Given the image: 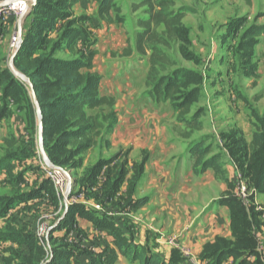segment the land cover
I'll use <instances>...</instances> for the list:
<instances>
[{
    "label": "rangeland",
    "instance_id": "374dc122",
    "mask_svg": "<svg viewBox=\"0 0 264 264\" xmlns=\"http://www.w3.org/2000/svg\"><path fill=\"white\" fill-rule=\"evenodd\" d=\"M12 1L0 0V9ZM30 1L32 5L37 2ZM48 2L56 4L59 0ZM175 2V7L171 6L168 10L185 9L182 26L188 30V34L168 37L162 28L158 30L166 41L158 48L168 58L166 64L159 67L158 76L173 74L181 68L196 71L202 76L200 93L192 111L195 113L201 110L200 120L204 129L209 128L210 135H200L203 128L191 134L186 124L178 121L177 113L170 102L157 104L148 93L151 53L141 55L135 43L137 34L141 32L138 22L146 18V15L143 9H137L139 0H115V8L119 11L112 12L113 22L110 24H117L119 30L111 37L112 42L108 38H103V42L100 39L97 46L100 47L99 58L97 56V61H93L92 70L97 73L94 70L96 65L105 70L106 76L97 73L101 77L100 88L102 82L107 86L106 90L102 87L100 93L102 97L115 100L114 113L118 118L115 130L111 136L101 140L96 148L84 155H75L62 166L54 164L44 148L53 166L66 170L74 180L71 193L65 201L59 198L56 189L43 175V167L50 165L46 164L38 141L39 122L34 111L31 87L13 73L15 70L28 77L16 68L13 59L24 44L19 43L16 24L31 21L32 25V13L26 20L21 21L10 15L0 16V25L6 22V25L14 27L13 34L7 29L4 34H0V75L9 72L22 84L20 89L12 90L14 93L8 95L5 94V85L0 86V109H7L0 119V203L3 204L0 207V264H91L96 258L103 260L105 264H139L132 263L129 257L119 253L120 245L139 248L143 254H156L167 264L216 263L212 260V250L218 247L219 237L207 235L210 221H205V217L201 215L194 217L201 214V208H196L194 212L192 210L194 216L188 217V220L183 211L178 212V221L173 219L172 214L175 212H170L173 218L169 217V213L162 217L155 216L153 195L145 196L142 192V169L148 159V149H144V144L154 141L155 148L160 150L161 142L165 138L174 139V142L180 138L192 141L197 136V141L211 137L218 140L221 132L223 136L229 133L226 130L219 131L223 122L228 121L226 117L220 119L216 116L223 106L221 100L223 107H227L226 110L230 107L239 112L245 110L251 115V122L254 124H257L256 118L264 119V34L260 37L255 53L249 51L250 39L246 41L243 38L252 28L264 33V0H250L249 3L245 0ZM68 12V18L57 20L55 33H46L41 47L37 50L38 55L49 54L55 48V55L60 59L80 57L83 50L87 55L92 50V42L87 32L90 27L87 26L91 25L96 30L102 28V25H98L99 21L109 24L100 17L96 23L87 17L76 18L71 10ZM120 24L122 28L119 27ZM85 30L86 42L83 40L84 36L82 38L83 33L79 35L82 39L78 36L72 37V40L65 37V33L71 34L75 31L78 34ZM123 32L130 36L128 44L125 42L127 39H121L122 35L118 37ZM15 40L17 46L13 48ZM127 45L131 48L130 55L124 54ZM72 49L68 54L67 51ZM123 59H127L125 65L121 62ZM111 63L115 66L112 67ZM255 68L262 74L249 77ZM15 86L17 88L18 85ZM115 86L118 89L115 94L121 96L119 100L104 95L109 91L114 92ZM130 92L135 93L133 98ZM146 103H150L149 116L143 114ZM128 106L135 107L134 115L125 114ZM121 118L124 121H120ZM129 120L131 121L126 125ZM214 143L212 141L213 145ZM185 147L182 144L180 148L184 150ZM225 147L226 152L229 150L231 153L229 147ZM214 149L224 156L221 146ZM243 175L242 172V179L245 180ZM247 182L245 187L252 190ZM228 186L232 190L229 195L238 196L235 183ZM72 196L76 201L81 198L84 202L90 200L93 206L86 207L82 201V205H77L71 201ZM245 203L240 202V205ZM73 206L86 210L97 219V223L93 222L77 212V217L90 223L89 232L80 230L82 228L78 219L72 220ZM211 206L212 204L203 210L204 215ZM79 208L74 210L80 211ZM232 218L235 236L239 234L245 240L238 237L237 241H240L235 244L236 249L251 245L252 237L256 243L264 241L262 235L256 238L257 233L250 231L251 221L248 215L245 216L246 221L243 216L242 219L236 216V212ZM203 222L205 225L201 224ZM252 222L255 223L253 220ZM43 224L46 225L48 234L46 239L41 240L38 230ZM226 245L228 244L221 243L219 247L226 249ZM260 250L262 254L260 256L257 253V259L255 252H230L235 255L239 264H264V246ZM222 263L223 260L219 262Z\"/></svg>",
    "mask_w": 264,
    "mask_h": 264
},
{
    "label": "trees",
    "instance_id": "16d2710c",
    "mask_svg": "<svg viewBox=\"0 0 264 264\" xmlns=\"http://www.w3.org/2000/svg\"><path fill=\"white\" fill-rule=\"evenodd\" d=\"M97 1L99 17L109 24L112 23V12L116 10L115 0ZM245 1L250 2V0ZM77 2L78 0H59L55 4L48 0H37V6L31 12L32 25L15 58L16 68L30 78L41 108L46 153L51 161L59 166L67 163L75 155H84L96 148L101 140L113 134L118 123V118L114 113L115 100L101 96V77L92 72L95 54L92 50L87 55L82 52V56L70 60L57 58L54 52L56 48L49 54H37V50L44 40L45 32L47 30L48 33L55 31L57 20L68 18L69 8ZM175 4V0H139L137 9H143L146 18L138 22L141 32L137 34L135 43L136 49L141 55L151 53V72L147 82V86L150 88L148 93L157 104L170 102L177 113L178 121L185 123L190 129V133L193 134L203 128L200 120L201 110L195 113L192 111L193 105L198 100L202 76L196 71L182 68L173 74L158 76L159 67L168 61L167 56L158 48L159 45L166 43L158 30L162 28L168 37L188 34V30L182 26L185 9L168 10L171 6L175 7ZM76 33L75 31L71 34L65 33V37L72 40L74 39L72 37L78 36L82 39L84 36L83 40L85 39L86 42V32ZM81 33H83L82 38L79 36ZM263 34L262 30L252 28L243 35V38L246 41L250 39L248 46L253 49L259 42L258 38ZM125 50L124 54L132 53L131 48ZM4 76L7 78L4 79ZM3 84L6 95L13 94L12 90L22 87V84L17 82L9 72L0 75V86ZM15 84L18 85L17 88ZM6 111V107L0 109V119L3 118ZM256 121L257 124L253 123L256 131L252 147L248 149L240 146L239 143L234 144L231 148V157L239 170L243 172L250 188L264 193V119L256 118ZM190 155L196 175L213 170L217 179H226L227 172L222 154L215 153L213 145L208 144L205 138L199 139L191 146ZM94 173L95 171L92 175ZM46 180L51 183L48 179ZM231 204L234 216L236 212V216L241 219L243 216V220L246 221L247 213L242 209V206L240 210L239 202L235 199ZM2 206L3 204L0 203L1 208ZM75 208L79 207L71 208L72 220L76 219L77 212H80L78 214L81 217L97 223L95 216H90L91 214L82 208H79L80 211H75ZM252 217L253 220L256 219L255 215ZM237 236L239 237V234ZM116 240L118 241V238ZM224 247L226 249L221 247L213 249L212 256H217V260L221 261L234 255L230 252L231 250H237L235 247L230 249V244ZM118 250L124 257H129L132 263L167 264L160 256L150 252L143 254L139 248L120 245ZM96 259L91 264H105L103 260Z\"/></svg>",
    "mask_w": 264,
    "mask_h": 264
},
{
    "label": "crops",
    "instance_id": "0c3cea01",
    "mask_svg": "<svg viewBox=\"0 0 264 264\" xmlns=\"http://www.w3.org/2000/svg\"><path fill=\"white\" fill-rule=\"evenodd\" d=\"M34 8L37 6V2L34 3ZM32 8V10L34 9ZM72 12L76 14V18H88L90 20H93L94 22L99 21V4L97 0H78L77 3L73 4L69 8ZM32 18V17H31ZM5 19V18H4ZM31 22V21H30ZM28 21V23H24L22 26L20 23H17V29L18 33L20 32V29L22 28V42L25 41L27 33L29 28L31 27V24ZM5 23V24H4ZM0 25V34H4L5 29L10 30V34H13L14 27L11 28V25H6V22H4ZM97 23V22H96ZM98 25H102V28L93 29L91 28V25H88L87 27H90L84 32H88V36L91 39L92 42V51L95 53L93 61L100 53V47L97 48L100 39L103 42V38H108V41H113L111 37L116 34V31L119 30L117 27V24H106V23H100ZM122 28L123 26L120 24L119 26ZM56 31V30H55ZM55 31H53L55 33ZM16 32V33H17ZM48 33V30L45 32L44 36ZM52 34V32H51ZM50 35V33H49ZM122 35L121 39L125 38V42L128 44V40L130 39V36L126 35V33L123 32V34H119L118 37ZM110 37V38H109ZM258 44H256L253 49H250L249 51L257 50L259 44H260V38H258ZM96 46V47H94ZM104 46V45H103ZM104 47H107L105 45ZM129 48L130 46H126ZM124 48V47H123ZM72 50H68L67 53L70 54ZM84 51V50H83ZM81 51V52H83ZM251 56V54H250ZM68 60V59H66ZM127 59L121 60L123 62L122 64H126ZM94 64V63H93ZM111 66L114 67L115 64L111 63ZM94 70L101 74L105 75V70L100 66V68L94 66ZM262 73L258 69L256 71V68L254 72L249 77H256L261 75ZM105 88L107 89V86L104 82H102V86L100 88V92ZM119 88H121L119 86ZM110 89V86L108 87ZM115 91L118 92V89L114 88V92H108L104 93V95L111 96L114 98H119L121 96L115 94ZM135 95L134 92H130V96L133 98ZM123 96H127L123 94ZM228 95H226L227 97ZM225 97V96H224ZM121 99V98H120ZM224 99V98H223ZM220 103L223 104L222 100ZM150 103L144 104V110L143 114L145 116H149L148 106ZM119 106V102L117 104ZM221 107L219 112H217L216 116H219L220 119H223L226 117L228 121L226 120L221 125L219 131H228V134L221 135L217 138L211 137L207 138V143L212 144V141L215 142L213 145V148L221 146L224 151L223 156V163L225 164V170L227 172L226 179L220 180L217 179L215 176V172L213 170H208L206 173L201 175H196L193 170V163L192 158L190 155V149L193 144L196 143L199 136H197L196 139H193L192 141L190 139L185 140L180 138L176 142H174V139H167L165 138L163 142H161V148L160 150H157L155 148V142L152 143H146L144 144V149H148V159L146 160L145 164L143 165V175H142V192L145 196L147 195H153L152 205L154 206V209L156 210L155 216L156 217H162L169 213V217L176 219L178 221L180 211H183L188 217L194 216L192 215L196 208H201L202 212L201 214H197L194 217L198 218L200 215L201 217H205V221H210L207 225V235H213L214 237H219L217 239V243H219L218 247L221 243L227 242L230 244V249L235 247V244H239V241H237V237L235 236V233L233 231L234 225H233V210H232V200H235L237 202H246L243 205H240L242 209L247 213L249 216L250 227L252 233H257L255 236L256 238H259V235H262L261 238L264 240V193H259L258 190L252 189L248 190L246 186V181L242 179L241 171L235 164L234 160L231 157V153H229V150L226 152V147H229L230 151L231 148L234 146V144H240V146H243L245 148H250V146L253 143V137L254 133L256 131V128L251 122V119L249 114L245 112V110H242L239 112V110L230 107L228 110H226L225 107ZM35 111V109H34ZM36 114V112H35ZM125 114L134 115L135 114V107H126ZM37 117V115H36ZM38 120V117H37ZM120 121H124V118H121ZM131 120H129L127 123H129ZM148 123H151V120H148ZM131 130V127H126ZM39 129V128H38ZM204 129V128H203ZM212 130V128H211ZM209 128H205L203 132L200 133V135H210ZM237 134V135H236ZM38 141H39V135H38ZM220 144H219V143ZM182 144H185L186 147L184 150L181 147ZM177 146V147H175ZM215 151V149H214ZM222 151V150H220ZM219 150L215 151V153H218ZM49 167V166H48ZM43 175L44 171H43ZM46 178V176H45ZM47 179V178H46ZM244 180V181H243ZM235 183L236 192L238 196L229 195L232 190L229 189L230 184ZM238 184V185H237ZM235 187V188H236ZM245 188V190L242 189ZM234 190V189H233ZM84 191V190H83ZM247 191V192H245ZM224 195V197H222ZM116 196V194H115ZM151 197V196H150ZM223 199H222V198ZM80 198V196H78ZM221 200V202H219ZM71 201L77 205L83 204L87 207L93 206V204H90V200H87L86 202L83 201V198L76 201V198L72 199ZM82 201V202H81ZM218 204H217V203ZM69 204L72 206L71 202ZM212 204L211 208L207 211V213L204 215V211L206 208H209ZM188 206V207H187ZM204 210V211H203ZM253 210L254 215L256 216V219L253 220V217H251V212ZM170 212H175L172 217ZM191 212V213H188ZM78 222H80V230L89 232L90 229V223L83 222L84 220L80 217H77ZM255 221V223L252 222ZM201 224H204L201 223ZM201 224L199 226H201ZM260 224V227H258ZM205 225V224H204ZM250 232V234H251ZM258 235V236H257ZM223 237V238H221ZM240 239L243 241L244 238L242 236H239ZM252 239V244L249 246H241L237 249V251H250L255 252V259H257V253H260V256L262 254V251L260 250L261 246H264V241L254 242V237ZM261 240V239H260ZM261 243V244H260ZM217 247V248H218ZM189 249V248H188ZM190 250V249H189ZM230 251V250H228ZM191 252V250H190ZM192 254V252H191ZM218 255V253H215ZM229 254V253H228ZM193 256V254H192ZM212 260H215L216 263L213 261L211 264H219V260H217V256H213ZM222 264H239V261L235 258V255L228 256L227 258L223 259Z\"/></svg>",
    "mask_w": 264,
    "mask_h": 264
},
{
    "label": "built area",
    "instance_id": "2783aa9c",
    "mask_svg": "<svg viewBox=\"0 0 264 264\" xmlns=\"http://www.w3.org/2000/svg\"><path fill=\"white\" fill-rule=\"evenodd\" d=\"M32 11V3L30 0H13L8 5L0 9V16L4 17L10 15L15 17L18 21L26 20ZM17 40L13 42L12 47L16 48ZM46 178L52 183L53 187L58 192L59 198L64 201L67 199L68 194L71 193V186L74 182L72 176L66 171L58 168L48 166L43 167ZM243 190L245 188L242 187ZM48 230L46 225L43 224L39 227L38 235L41 240L47 238Z\"/></svg>",
    "mask_w": 264,
    "mask_h": 264
},
{
    "label": "water",
    "instance_id": "95a60500",
    "mask_svg": "<svg viewBox=\"0 0 264 264\" xmlns=\"http://www.w3.org/2000/svg\"><path fill=\"white\" fill-rule=\"evenodd\" d=\"M34 6L35 5L33 4L32 5V8H34ZM22 25L23 24L21 23V26ZM19 43H22V28L20 29V32H19ZM17 54H18V52H17ZM17 54H16V56H17ZM16 56H15V58H16ZM15 58L13 59V61L15 60ZM13 73L18 78H20L22 81L27 82L30 85V87H31L34 109H35L36 115L38 117V122H39L38 135H39L40 149H41V152H42V155L44 157V160H45L46 164L47 165H50L49 167L58 168V167L53 166L52 162L49 160V158L45 154V150H44V130H43L42 113H41V108H40V105H39V102H38V99H37V96H36V93H35L33 84L31 82L30 78H28L26 76H23L21 74H18L15 70H13ZM58 169H61V168H58Z\"/></svg>",
    "mask_w": 264,
    "mask_h": 264
}]
</instances>
